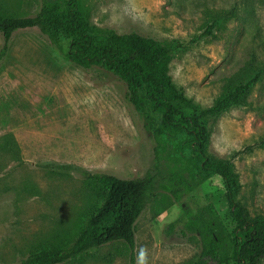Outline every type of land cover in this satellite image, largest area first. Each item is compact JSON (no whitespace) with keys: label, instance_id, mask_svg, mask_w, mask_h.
<instances>
[{"label":"rangeland","instance_id":"374dc122","mask_svg":"<svg viewBox=\"0 0 264 264\" xmlns=\"http://www.w3.org/2000/svg\"><path fill=\"white\" fill-rule=\"evenodd\" d=\"M85 3L91 21L101 27L176 40L170 74L204 106L253 52L264 60V0H256L254 20L235 11L213 35L205 34L210 14L232 11L240 0ZM40 5L41 0H0V9L23 15H34ZM3 44L0 32V50ZM70 51L69 39L58 45L38 27L19 29L0 63V137L13 133L23 158L21 164L0 159V264L18 263L33 246H55L75 231L92 196L69 165L122 178L154 175L155 186L136 222L135 264H193L202 249L200 219H215L227 237L230 208L221 179L214 176L176 200L161 184L169 178L168 164L159 165L156 156L161 115L145 91L138 110L125 82L102 67L77 66ZM249 102L218 119L208 153L232 159L241 199L253 216H264V80ZM25 186L33 189L24 191ZM126 251L124 243L106 245L66 264H130ZM226 255L222 264H235L230 250ZM202 262L218 264L209 257Z\"/></svg>","mask_w":264,"mask_h":264},{"label":"trees","instance_id":"16d2710c","mask_svg":"<svg viewBox=\"0 0 264 264\" xmlns=\"http://www.w3.org/2000/svg\"><path fill=\"white\" fill-rule=\"evenodd\" d=\"M256 8V0H240L238 7L225 14L211 15L208 10L211 17L205 34H215L230 13L238 10L254 20ZM32 27H38L54 44L60 45L69 39V58L77 66L102 67L120 78L138 110L143 109L140 91H145L153 110L161 115L154 133L156 156L159 165L165 160L169 169V178L164 181L167 183L161 184L176 200L181 199L183 192L214 176L221 179L230 208L227 237L220 235L215 219L206 216L200 219L197 233L202 249L193 264H203L204 257L222 264L228 260L225 256L229 250L235 264H260L264 258V216H253L241 199L242 183L232 159L208 153L218 119L232 108L250 105L256 85L264 80V60L259 59L257 52L227 77L213 103L204 106L189 97L170 74V62L179 48L176 40H159L138 32L119 33L113 28L101 27L91 21L85 0H41L34 15L0 9V32L4 37L0 63L10 50L14 32ZM1 157L17 164L23 162L13 133L0 137ZM68 168L81 174L92 196L90 205L75 231L59 244L33 246L15 264H66L92 250L116 243L125 244L130 264H135L136 222L145 209L156 177L146 174L122 178L107 172H93L80 165ZM32 189L24 187L27 192Z\"/></svg>","mask_w":264,"mask_h":264}]
</instances>
